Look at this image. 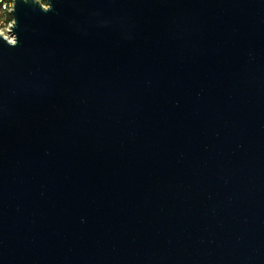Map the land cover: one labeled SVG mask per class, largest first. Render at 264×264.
<instances>
[{
	"label": "water",
	"instance_id": "95a60500",
	"mask_svg": "<svg viewBox=\"0 0 264 264\" xmlns=\"http://www.w3.org/2000/svg\"><path fill=\"white\" fill-rule=\"evenodd\" d=\"M42 1L0 36V264H264V0Z\"/></svg>",
	"mask_w": 264,
	"mask_h": 264
},
{
	"label": "built area",
	"instance_id": "2783aa9c",
	"mask_svg": "<svg viewBox=\"0 0 264 264\" xmlns=\"http://www.w3.org/2000/svg\"><path fill=\"white\" fill-rule=\"evenodd\" d=\"M13 1L14 0H0V29H3L7 35H10V27L12 26L10 12L12 10ZM36 1L45 5L42 0Z\"/></svg>",
	"mask_w": 264,
	"mask_h": 264
},
{
	"label": "rangeland",
	"instance_id": "374dc122",
	"mask_svg": "<svg viewBox=\"0 0 264 264\" xmlns=\"http://www.w3.org/2000/svg\"><path fill=\"white\" fill-rule=\"evenodd\" d=\"M42 4V3H41ZM43 6H45V5H43ZM6 36V38L8 39V40H12V37L10 36V35H7L5 32H4V30L3 29H0V36Z\"/></svg>",
	"mask_w": 264,
	"mask_h": 264
},
{
	"label": "trees",
	"instance_id": "16d2710c",
	"mask_svg": "<svg viewBox=\"0 0 264 264\" xmlns=\"http://www.w3.org/2000/svg\"><path fill=\"white\" fill-rule=\"evenodd\" d=\"M43 5V4H42Z\"/></svg>",
	"mask_w": 264,
	"mask_h": 264
}]
</instances>
